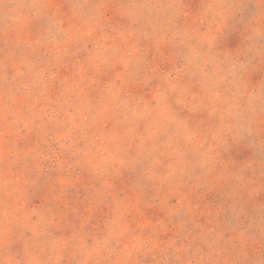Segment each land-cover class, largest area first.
Returning a JSON list of instances; mask_svg holds the SVG:
<instances>
[{
  "label": "clouds",
  "instance_id": "1",
  "mask_svg": "<svg viewBox=\"0 0 264 264\" xmlns=\"http://www.w3.org/2000/svg\"><path fill=\"white\" fill-rule=\"evenodd\" d=\"M0 264H264V0H0Z\"/></svg>",
  "mask_w": 264,
  "mask_h": 264
}]
</instances>
